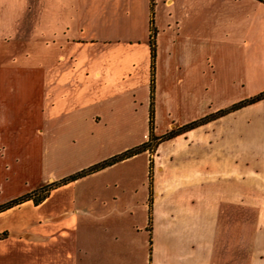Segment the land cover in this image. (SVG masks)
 <instances>
[{
	"label": "crops",
	"instance_id": "1",
	"mask_svg": "<svg viewBox=\"0 0 264 264\" xmlns=\"http://www.w3.org/2000/svg\"><path fill=\"white\" fill-rule=\"evenodd\" d=\"M134 3L0 0V204L146 141L151 107L156 136L189 122L151 68L156 1L139 37ZM263 103L1 210L0 264H264Z\"/></svg>",
	"mask_w": 264,
	"mask_h": 264
},
{
	"label": "rangeland",
	"instance_id": "2",
	"mask_svg": "<svg viewBox=\"0 0 264 264\" xmlns=\"http://www.w3.org/2000/svg\"><path fill=\"white\" fill-rule=\"evenodd\" d=\"M155 1L156 78L162 95L170 86L174 121L204 115L202 122L209 121L219 109L264 90V0H172L170 5ZM143 3L136 0L131 9V32L136 37L145 34ZM168 78L183 80L176 84ZM243 106L225 113L236 110V120L242 122L248 114ZM165 117L163 107L159 127ZM148 151L154 153L155 146Z\"/></svg>",
	"mask_w": 264,
	"mask_h": 264
},
{
	"label": "trees",
	"instance_id": "3",
	"mask_svg": "<svg viewBox=\"0 0 264 264\" xmlns=\"http://www.w3.org/2000/svg\"><path fill=\"white\" fill-rule=\"evenodd\" d=\"M150 23H151V27H150V34H149V42H150V49H151L150 50L151 51V68H153L154 59H155V39H154L155 28H154V25L152 23V17H151ZM152 96H153V79L151 81V99H152ZM262 97H264V90L256 93L255 95H253V96H251V97H249L247 99H244V100H241L239 102L233 103L231 106H229L227 108L219 109L218 112L216 113V116L225 113L226 111L230 110L231 108H235V107H238V106H241V105H245V104L251 103V102L256 101V100H258V99H260ZM153 116H154L153 109L151 107L150 115H149V122H150V125H149V138L146 141H144V142H142L140 144H137V145H135L133 147H130V148H128V149H126V150H124V151H122L120 153L114 154V155H112V156H110L108 158H105V159L101 160V161H98V162H96V163H94V164H92V165H90V166H88L86 168H83V169H80V170H78V171H76L74 173H71V174H69V175H67V176H65V177H63V178H61V179H59L57 181H52V182H49V183L42 184V185L38 186L37 188L33 189L30 192L24 193V194L19 195V196L15 197V198H12V199L4 202V203H1L0 204V211L5 209V208H7V207H9V206H11V205H14L16 203H19V202H21V201H23L25 199H29V198L33 199V201L35 203H37V202L41 201L48 194L49 190L52 187L56 186V185L61 184V183H65V182L70 181V180H73V179H75V178H77L79 176H82V175L87 174L89 172L95 171V170H97V169H99L101 167H104V166H106L108 164H111V163H113L115 161H118V160H120L122 158L130 156V155H132L134 153H137L139 151H142L144 149L152 150L153 146L156 145L158 140L164 139V138H168V137H170V136H172V135H174V134H176V133H178L180 131H183V130L189 128V127H192V126H194L196 124L201 123L202 121H204L207 118V115H204V116H202V117H200L198 119H194L192 121L184 123V124L178 126L177 128H171L168 131L162 133L161 135L156 136L153 133ZM153 140L155 142L152 143ZM5 234H6V232L2 231L0 233V236L5 235Z\"/></svg>",
	"mask_w": 264,
	"mask_h": 264
}]
</instances>
